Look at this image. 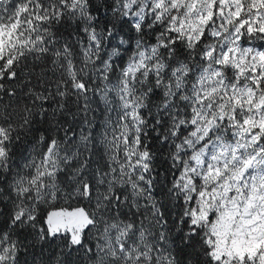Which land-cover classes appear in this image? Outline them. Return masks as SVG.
<instances>
[{
    "label": "snow or ice",
    "instance_id": "1",
    "mask_svg": "<svg viewBox=\"0 0 264 264\" xmlns=\"http://www.w3.org/2000/svg\"><path fill=\"white\" fill-rule=\"evenodd\" d=\"M0 264H264V0H0Z\"/></svg>",
    "mask_w": 264,
    "mask_h": 264
},
{
    "label": "trees",
    "instance_id": "2",
    "mask_svg": "<svg viewBox=\"0 0 264 264\" xmlns=\"http://www.w3.org/2000/svg\"><path fill=\"white\" fill-rule=\"evenodd\" d=\"M25 147H26V145L25 146H22L21 149H20V151L23 152Z\"/></svg>",
    "mask_w": 264,
    "mask_h": 264
}]
</instances>
